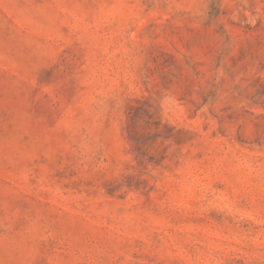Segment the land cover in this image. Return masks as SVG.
I'll list each match as a JSON object with an SVG mask.
<instances>
[{
  "label": "rangeland",
  "instance_id": "rangeland-1",
  "mask_svg": "<svg viewBox=\"0 0 264 264\" xmlns=\"http://www.w3.org/2000/svg\"><path fill=\"white\" fill-rule=\"evenodd\" d=\"M0 264H264V0H0Z\"/></svg>",
  "mask_w": 264,
  "mask_h": 264
}]
</instances>
